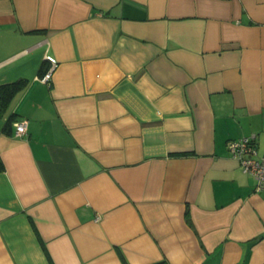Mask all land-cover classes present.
<instances>
[{"label":"crops","instance_id":"1","mask_svg":"<svg viewBox=\"0 0 264 264\" xmlns=\"http://www.w3.org/2000/svg\"><path fill=\"white\" fill-rule=\"evenodd\" d=\"M18 79L0 264H264V189L227 149L264 155V0H0Z\"/></svg>","mask_w":264,"mask_h":264},{"label":"built area","instance_id":"2","mask_svg":"<svg viewBox=\"0 0 264 264\" xmlns=\"http://www.w3.org/2000/svg\"><path fill=\"white\" fill-rule=\"evenodd\" d=\"M46 60L49 62L48 68L37 77L43 83H49L57 65V60L51 55H46ZM13 125L15 135L21 136L26 133V119L18 120ZM227 149L230 156L239 162L242 171L255 180V190L264 189V155H259L256 151L255 135L231 139L227 142Z\"/></svg>","mask_w":264,"mask_h":264},{"label":"trees","instance_id":"3","mask_svg":"<svg viewBox=\"0 0 264 264\" xmlns=\"http://www.w3.org/2000/svg\"><path fill=\"white\" fill-rule=\"evenodd\" d=\"M43 72V71H42ZM27 84V80L25 79H18L16 81L13 82H9V83H5L0 85V116H2L10 102V100L12 99V97L19 91L21 90L25 85ZM13 118V117H10ZM10 119H8L6 121V125H5V129H9L10 127ZM191 152H175L172 153L174 155H186V154H190ZM3 169V164L2 161L0 159V171ZM123 260V264H127V262L125 261V259L122 257ZM156 264H167L165 261H162L160 263H156Z\"/></svg>","mask_w":264,"mask_h":264}]
</instances>
